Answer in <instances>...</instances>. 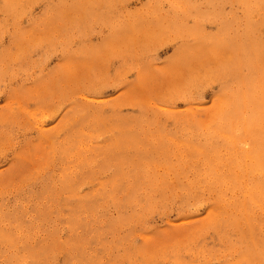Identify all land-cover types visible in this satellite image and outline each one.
Returning <instances> with one entry per match:
<instances>
[{
  "label": "rangeland",
  "instance_id": "374dc122",
  "mask_svg": "<svg viewBox=\"0 0 264 264\" xmlns=\"http://www.w3.org/2000/svg\"><path fill=\"white\" fill-rule=\"evenodd\" d=\"M263 46L264 0H0V264H264L260 173L223 138Z\"/></svg>",
  "mask_w": 264,
  "mask_h": 264
},
{
  "label": "bare ground",
  "instance_id": "6f19581e",
  "mask_svg": "<svg viewBox=\"0 0 264 264\" xmlns=\"http://www.w3.org/2000/svg\"><path fill=\"white\" fill-rule=\"evenodd\" d=\"M246 3H247V1H246ZM260 16V15H259ZM250 17V16H249ZM252 19V18H251ZM262 20H263V18H262ZM248 21H250V20H248ZM250 23V22H249ZM255 23V22H254ZM257 25H259V24H257ZM263 28V27H262ZM252 29V28H251ZM129 33V32H128ZM250 43V42H249ZM233 44V43H232ZM242 46V45H241ZM251 47H253V46H251ZM264 47V46H263ZM235 49V48H234ZM244 49V48H243ZM248 49H249V46H248ZM251 50V49H250ZM249 50V51H250ZM191 51V50H190ZM236 52V51H235ZM243 52V51H242ZM188 53V55H190L189 54V52H187ZM186 53V54H187ZM245 53V52H244ZM249 53V52H248ZM242 54V53H241ZM246 54V53H245ZM244 54V55H245ZM235 58V57H234ZM183 60V59H182ZM185 60V59H184ZM235 60V59H234ZM218 61H219V59H218ZM237 62V61H236ZM236 65H238V64H236ZM254 70V69H253ZM233 77V76H232ZM258 81V80H257ZM244 83L246 84V82L244 81ZM257 83V82H256ZM248 84H250V82H248ZM251 84H252V82H251ZM244 85V84H243ZM252 85H254V83L252 84ZM251 85V86H252ZM264 85V84H263ZM244 86H246V85H244ZM261 86V85H260ZM239 87V86H238ZM243 87V86H242ZM244 88V87H243ZM264 89V88H263ZM262 90V89H261ZM258 92V91H257ZM227 93V92H226ZM255 92L253 91V89L252 88H247V86H246V91H244L243 93H242V95H238V96H236V99H235V101L236 102H234V104H233V108H235L234 109V111L232 112L233 113V118H228L230 121H229V126L227 127V129L225 130V133H224V136H223V138H225L226 139V137H229L232 141H230L229 140V143L232 145V147L234 148V149H238V148H240L239 149V153H240V151H241V153L242 154H244V158L248 161V163L250 164V166H252V167H255L256 169H258L259 170V173H260V176L259 177H261L259 180V183H257V184H252V179L251 178H249L248 176H247V178L245 179V177H244V179H245V183H244V185H242V187H243V189H245V191H243V208L244 207H246V208H248L249 210L250 209H252V210H254V208L256 207V199H255V197H256V193H257V191L259 190V189H264V90L262 91V93H261V95L260 96H258V97H256L255 95ZM79 109V108H78ZM75 110V109H74ZM231 113V114H232ZM245 113H248V115H249V113H251L249 116H247ZM74 114H75V112H74ZM79 116H81L80 118H81V121H87V118H86V116H84V114H82V115H79ZM78 116V117H79ZM78 120V119H77ZM80 120V119H79ZM79 122V121H78ZM82 123V122H81ZM79 124V128H80V125H82V124H80V123H78ZM82 128V127H81ZM222 128H223V126H222ZM78 129V128H77ZM76 129V130H77ZM72 130H74V129H72ZM79 130V129H78ZM92 130V129H91ZM97 130V129H96ZM95 130V132H97ZM79 132V131H78ZM231 132V133H230ZM227 133V134H226ZM79 134V133H78ZM81 134V133H80ZM73 136H75V135H73ZM85 137H86V135H85ZM84 138V137H83ZM69 139H70V137H69ZM81 139V138H80ZM85 139V138H84ZM74 140H76V139H74ZM78 140H79V138H78ZM77 140V141H78ZM226 142H227V140H226ZM238 144H239V146H238ZM90 145V144H89ZM92 145V144H91ZM58 146V145H57ZM112 146V148H113V152L116 150L117 151V145L115 144V145H111ZM66 147V146H65ZM64 147V148H65ZM69 147V146H68ZM71 147H73V146H71ZM98 147H100V146H98ZM227 147V146H226ZM59 148V147H58ZM75 148V147H74ZM91 148L92 149H94V146L92 147L91 146ZM105 148H107V147H105ZM104 148V149H105ZM111 148V147H110ZM111 148V149H112ZM229 148H231V147H229ZM61 150V149H60ZM74 150V149H73ZM108 150H110L109 148H108ZM69 151V150H68ZM78 151H79V153H81V156H82V159L80 158V156H77V157H75V159L73 160V163H75V165L74 166H76V163H79V164H77V166L76 167H79L80 168V166H81V163H86L85 162V159H86V161H87V156L85 155L86 153H88L89 151L91 152V149L90 148H86V146H82V145H79L78 146ZM94 151V150H93ZM112 151H111V153H112ZM119 151V150H118ZM71 152H73V151H71ZM71 152H68V153H71ZM89 152V154H91ZM103 152V151H102ZM101 152V153H102ZM105 152V151H104ZM66 153H67V151H66ZM97 153H98V151H97ZM111 153H109V154H111ZM116 153H118V152H116ZM115 153V154H116ZM88 154V156L89 157H91L90 155ZM95 155V157H96V153H94ZM241 154V156H243ZM93 155V154H92ZM100 154L98 153V155L97 156H99ZM102 155V154H101ZM112 155H113V157H114V154L112 153ZM111 155V156H112ZM229 155V154H228ZM104 156V155H103ZM106 156H108V155H106ZM66 157V156H65ZM117 156H115L114 158H116ZM238 157V156H237ZM67 158V157H66ZM92 158L94 159V157H91V159L90 160H92ZM106 158H107V161L109 162V159H111L110 157H105V159H104V161L106 160ZM109 158V159H108ZM118 158V157H117ZM68 159V158H67ZM234 159V158H233ZM89 160V159H88ZM119 160V159H118ZM232 160V159H231ZM239 160V159H238ZM83 161V162H82ZM104 161H103V163H104ZM124 161V160H123ZM122 161V162H123ZM58 162H60V160L58 161ZM63 163H64V161H62ZM88 162V161H87ZM208 162V161H207ZM241 162V161H240ZM212 163V162H211ZM87 164V163H86ZM85 164V165H86ZM91 164H92V162H91ZM213 164V163H212ZM248 164V165H249ZM65 165V164H64ZM107 165H109V164H107ZM214 165V164H213ZM62 166V165H61ZM60 166V167H61ZM73 166V165H72ZM104 166H106V165H104ZM110 166V165H109ZM211 166V165H210ZM209 166V167H210ZM83 167V166H82ZM103 167V166H102ZM107 167V166H106ZM69 168H71V167H69ZM69 168H68V170H69ZM105 168V167H104ZM82 169V168H81ZM84 169V168H83ZM209 169V168H208ZM241 169V168H240ZM249 169V168H248ZM256 169H255V171H256ZM61 170V169H60ZM64 170H67V169H65V167H63V172L65 173V171ZM73 170V169H72ZM207 170V169H206ZM257 170V171H258ZM243 171V170H242ZM63 172H61V173H63ZM87 172V171H86ZM86 172L84 173V174H86ZM205 172V171H204ZM212 172V171H211ZM215 172V171H214ZM60 173V174H61ZM69 173V172H68ZM71 173H72V175L73 176H71V179H72V177H74V174H75V172H72L71 171ZM66 174H67V172H66ZM70 174V173H69ZM68 175V174H67ZM82 176H83V173L81 174ZM117 175V174H116ZM63 176H66V175H63ZM82 176H81V180H82ZM85 176V175H84ZM83 176V177H84ZM90 176H91V174H90ZM62 177V176H61ZM61 177H59V178H61ZM86 177V176H85ZM64 178V177H63ZM220 178V177H219ZM218 177L217 178H214V179H219ZM242 179V178H241ZM243 179V180H244ZM67 180V178L65 177V179H64V181H66ZM74 180H72V182H73ZM94 181H95V179H94ZM115 182H116V180H114ZM61 182V181H60ZM63 182V181H62ZM70 182H71V180H70ZM71 182V183H72ZM105 182V181H104ZM114 182V183H115ZM223 182V178H220V183H222ZM97 183V182H96ZM114 183H112V185L114 184ZM62 184V183H61ZM233 184H234V182H233ZM104 185H106V184H102V187L104 186ZM117 185V182L115 183V186ZM220 185V184H219ZM221 186V185H220ZM58 187V186H57ZM102 187L101 188H99V189H97L96 190V192L94 191V193L93 192H90V194H92L93 193V195H87V196H89V201H88V204H89V202H91L90 201V197L92 198H95L96 196H97V198H99L98 196L99 195H101L102 197H103V199L105 200V197L107 196V195H109V194H106L105 193V191L102 189ZM111 187V186H110ZM241 187V186H240ZM62 188V187H61ZM104 188V187H103ZM115 188V187H114ZM235 188H236V186H235ZM57 189V188H56ZM63 189V188H62ZM65 194L67 195L68 193H69V195L67 196V198L66 199H68V197H73V198H82L80 195L79 196H75L76 195V191L73 189V185L72 184H66L65 183ZM111 189V188H110ZM105 190H107L106 189V186H105ZM51 191V190H50ZM53 192V191H52ZM58 192V191H57ZM64 192V191H63ZM107 192H109V190L107 191ZM49 193H51V192H49ZM62 195V194H61ZM112 194H110L109 196H111ZM54 196V195H53ZM52 197V196H51ZM63 197V198H64ZM114 197V196H113ZM92 198V199H93ZM110 198V197H109ZM108 198V199H109ZM82 199H84V198H82ZM81 199V200H82ZM85 199H86V197H85ZM107 199V198H106ZM111 199V198H110ZM119 199V198H118ZM78 200V199H77ZM80 201V200H79ZM83 201H85V200H83ZM83 201H82V203H83ZM76 202V201H75ZM93 202V201H92ZM91 202V203H92ZM96 202V201H95ZM94 202V203H95ZM81 203V202H80ZM79 202L77 203L76 202V204H80ZM81 203V205H83ZM85 203V202H84ZM118 203V202H117ZM75 204V205H76ZM86 204V203H85ZM74 206V205H73ZM39 207V206H38ZM72 207V206H71ZM70 207V208H71ZM85 206L83 205V208H84ZM37 208V207H36ZM40 208V207H39ZM78 208V207H77ZM77 208H75V207H73L72 209H76L77 210ZM82 208V207H81ZM82 208V209H83ZM86 208V207H85ZM38 210V209H37ZM86 210V209H85ZM78 211H81V210H78ZM70 212V211H69ZM75 212V211H74ZM84 212V211H83ZM76 213H77V211H76ZM75 213V214H76ZM79 213V212H78ZM24 214V213H23ZM15 215V214H14ZM21 215V214H20ZM69 215V214H68ZM68 215H67V217H68ZM77 215V214H76ZM72 217H74V216H72ZM71 217V218H72ZM15 218H16V216H15ZM76 218V217H75ZM13 219V218H12ZM10 220V221H12V222H16V220ZM68 219V218H67ZM245 219L246 220H250V217L248 216V215H246V217H245ZM20 221V220H19ZM74 221H75V219H74ZM73 221V222H74ZM5 222V221H4ZM11 222V223H12ZM23 222V221H22ZM73 222H70V223H72L73 224ZM66 223H69V222H67V220H66ZM77 222L75 221V224H76ZM20 224V223H19ZM21 225V224H20ZM78 225V224H77ZM68 227H69V225H68ZM75 228H76V226H75ZM73 230V229H72ZM74 231V230H73ZM71 233H72V231H71ZM7 234V233H6ZM6 234H4V237H3V234H2V237L1 238H5V236H6ZM76 234H77V232H76ZM78 235V234H77ZM76 235V236H77ZM8 236V235H7ZM71 236V235H70ZM76 236H75V239L74 240H72L74 243L73 244H71L72 246H75L76 245V242H77V240H78V238H76ZM7 238V237H6ZM59 239H61V238H58V240ZM60 241V243H61V240H59ZM70 241L68 242V240L65 242V244H62L61 243V245H58V247H61V248H64V250L66 249V250H68L71 246H70ZM25 246V245H24ZM28 246H26L25 248H27ZM56 249H57V246H54ZM33 249H36V248H33ZM32 249V250H33ZM41 250L40 251H37V250H34V251H32L31 253H29V255L28 256H26V258H24V259H22V262L24 263V264H46V259H47V257H48V253H47V247L46 246H44V245H42L41 246V248H40ZM25 250H23L22 249V255L23 254H25V253H23ZM27 251V250H26ZM21 252V251H20ZM62 252V251H61ZM73 252V251H72ZM28 252H26V254H27ZM42 253H45L46 255H45V258L43 259L42 257H40V255L42 254ZM21 255V256H22ZM3 256V255H2ZM17 256V255H16ZM12 257V256H11ZM20 257V256H19ZM19 257H18V259H19ZM23 257V256H22ZM5 258V257H4ZM3 258V259H4ZM7 258H9V257H7ZM7 260V259H6ZM5 260V261H6ZM94 260H95V263H98V264H100L99 263V261H98V259L97 258H94ZM4 261V262H5ZM9 261V263L8 264H12V261H10V259L8 260ZM11 262V263H10ZM22 262H21V264H22ZM14 263V262H13ZM3 264V263H2ZM5 264V263H4ZM7 264V263H6ZM18 264H19V262H18ZM71 264H78V263H76V262H72Z\"/></svg>",
  "mask_w": 264,
  "mask_h": 264
}]
</instances>
